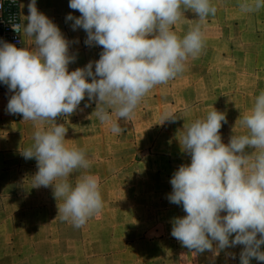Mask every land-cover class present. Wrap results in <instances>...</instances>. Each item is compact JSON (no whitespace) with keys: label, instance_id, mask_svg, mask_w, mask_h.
Instances as JSON below:
<instances>
[{"label":"crops","instance_id":"obj_1","mask_svg":"<svg viewBox=\"0 0 264 264\" xmlns=\"http://www.w3.org/2000/svg\"><path fill=\"white\" fill-rule=\"evenodd\" d=\"M30 2L21 4L23 27ZM242 2L211 0L217 11L204 21L191 10L183 13L172 30L183 37L200 24L201 51L188 57L182 73L149 91L130 121L120 120V133L100 121L97 101L90 102L87 95L70 116L25 121L7 111L14 93L0 82V264H240L242 245L215 254L183 247L171 232L174 219L186 213L167 197L175 171L191 163L180 143L185 124L206 118L216 108L227 117L220 129L222 138L246 134L242 117L264 92V8L245 12ZM69 3L36 0L38 10L69 41V54L75 57L69 72L90 61L94 71L99 45H86L87 33L82 28L73 30V21L66 17L80 13ZM32 39L25 35L22 47H34ZM100 107L118 120L114 109ZM166 111L175 114V121H164ZM57 123L68 128L66 144L84 149L91 162L89 169L71 174L70 182L75 184L85 172L99 179L103 208L81 228L58 216L51 186L34 187L37 161L22 155L33 146L38 127L47 130ZM246 151L252 155L257 150ZM250 264L264 262L253 258Z\"/></svg>","mask_w":264,"mask_h":264},{"label":"clouds","instance_id":"obj_2","mask_svg":"<svg viewBox=\"0 0 264 264\" xmlns=\"http://www.w3.org/2000/svg\"><path fill=\"white\" fill-rule=\"evenodd\" d=\"M69 7L80 13L66 17L73 30L87 33L86 45L102 46L95 70L90 61L69 72L75 60L69 41L31 0L27 25L21 32L13 24V30L33 38L34 47L0 42V82L14 93L7 111L25 121H56L73 114L87 95L90 102L97 101L96 115L113 133L122 131L120 120L130 121L149 91L182 73L188 57L201 51L200 24L183 37L172 30L183 13L191 10L204 21L217 11L211 0H70ZM240 8L256 11L264 8V0H243ZM101 104L114 109L118 120ZM176 118L164 114V121ZM226 122V114L214 108L206 118L184 126L180 143L191 163L175 171L167 198L182 205L186 215L174 219L171 235L198 253L242 245L240 264L253 258L264 262V92L242 117L247 133L233 135L227 144L220 134ZM67 132L63 123L47 130L38 127L33 146L22 155L37 161L34 187L51 186L58 216L81 228L102 210L103 199L95 175L85 172L75 184L70 182L71 174L89 169L91 162L84 149L66 144ZM248 148L257 151L249 155Z\"/></svg>","mask_w":264,"mask_h":264},{"label":"built area","instance_id":"obj_3","mask_svg":"<svg viewBox=\"0 0 264 264\" xmlns=\"http://www.w3.org/2000/svg\"><path fill=\"white\" fill-rule=\"evenodd\" d=\"M22 2L23 0H0V42L7 41L17 47L23 46L22 33L13 30V24H16L23 31ZM102 51V46H99V58Z\"/></svg>","mask_w":264,"mask_h":264},{"label":"rangeland","instance_id":"obj_4","mask_svg":"<svg viewBox=\"0 0 264 264\" xmlns=\"http://www.w3.org/2000/svg\"><path fill=\"white\" fill-rule=\"evenodd\" d=\"M223 142L227 144L228 141H230V138H222ZM110 203H114V202H110ZM115 203H119V202H115ZM123 203L125 205H129L131 202H120V204ZM113 208V207H112Z\"/></svg>","mask_w":264,"mask_h":264}]
</instances>
